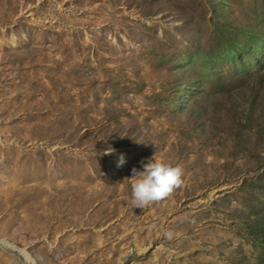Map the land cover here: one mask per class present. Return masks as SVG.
<instances>
[{
    "label": "rangeland",
    "instance_id": "rangeland-1",
    "mask_svg": "<svg viewBox=\"0 0 264 264\" xmlns=\"http://www.w3.org/2000/svg\"><path fill=\"white\" fill-rule=\"evenodd\" d=\"M0 264H264V0H0Z\"/></svg>",
    "mask_w": 264,
    "mask_h": 264
},
{
    "label": "clouds",
    "instance_id": "clouds-1",
    "mask_svg": "<svg viewBox=\"0 0 264 264\" xmlns=\"http://www.w3.org/2000/svg\"><path fill=\"white\" fill-rule=\"evenodd\" d=\"M115 149L106 150L105 154H112ZM124 162L121 155L118 166ZM143 170L132 169L129 179L131 184V203L133 207L145 208L153 202H159L169 197L182 183L183 169L179 164L166 162L156 154L147 162L141 161ZM163 236L167 240L174 238L171 230H166Z\"/></svg>",
    "mask_w": 264,
    "mask_h": 264
}]
</instances>
